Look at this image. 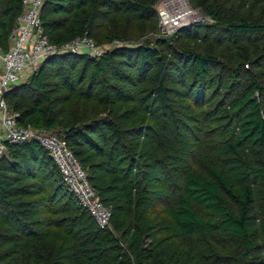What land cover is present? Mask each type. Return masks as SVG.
<instances>
[{
    "label": "trees",
    "instance_id": "obj_1",
    "mask_svg": "<svg viewBox=\"0 0 264 264\" xmlns=\"http://www.w3.org/2000/svg\"><path fill=\"white\" fill-rule=\"evenodd\" d=\"M157 1L44 2L50 43L110 47L45 59L5 100L21 126L65 141L110 228L36 141L9 144L0 264H264V0H188L213 25L138 44L158 31ZM20 13L0 0L3 52ZM74 98L107 112L79 121Z\"/></svg>",
    "mask_w": 264,
    "mask_h": 264
},
{
    "label": "built area",
    "instance_id": "obj_2",
    "mask_svg": "<svg viewBox=\"0 0 264 264\" xmlns=\"http://www.w3.org/2000/svg\"><path fill=\"white\" fill-rule=\"evenodd\" d=\"M46 0H21V13L9 35V48L0 49V161L9 144L36 141L52 159L67 190L78 206L85 209L100 229L110 228V210L98 198L85 170L65 141L57 134L30 126H21L19 113L8 106L5 96L16 85L26 82L42 61L64 53H88L99 57L101 48L87 37L61 44L50 43L43 32L40 11ZM188 0H158L155 6L158 32L169 37L188 25L196 13ZM26 78L22 80V77Z\"/></svg>",
    "mask_w": 264,
    "mask_h": 264
},
{
    "label": "rangeland",
    "instance_id": "obj_3",
    "mask_svg": "<svg viewBox=\"0 0 264 264\" xmlns=\"http://www.w3.org/2000/svg\"><path fill=\"white\" fill-rule=\"evenodd\" d=\"M192 10H194V12L196 14L194 16L189 17L188 18L189 19L188 20V25H186L185 27L179 29L178 31H180V30H182V29H184L186 27H190L192 25H193L192 26L193 28L195 27V25H196V28H200L201 25L202 26L213 25L212 20L209 19L208 17H205V15L202 14L200 11H198V10H196L194 8ZM157 28H158V26H157ZM158 38H161V36L159 35V32L156 30V31L150 32L146 37H144L143 39H141L137 43L138 44H145V45H147L149 47H154L156 45V41H157ZM132 43L130 42L129 44H132ZM193 44H195V43L191 42L190 45H188V46L184 45V46L192 47ZM105 47H110V46L105 44L101 48H105ZM173 47H174V45H173ZM38 66L35 67L33 69V71H35L38 68ZM25 78H26V75H24L22 77V80L25 79ZM27 80H25V81H27ZM16 86H18V85H16ZM16 86H14V87H16ZM14 87L12 88V90L14 89ZM212 105L213 104H210L209 106H212ZM69 107H70V112L72 113V115L79 121L83 120V119L99 118V117L104 116L106 114V112H107V108L105 106L99 105V104H97L94 101H88V100L83 99V98H74V99H72Z\"/></svg>",
    "mask_w": 264,
    "mask_h": 264
}]
</instances>
